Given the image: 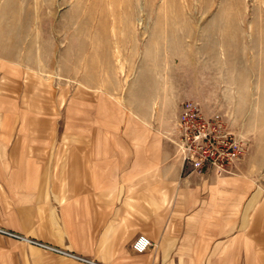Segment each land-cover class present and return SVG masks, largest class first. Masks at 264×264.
I'll return each instance as SVG.
<instances>
[{
  "label": "crops",
  "instance_id": "crops-1",
  "mask_svg": "<svg viewBox=\"0 0 264 264\" xmlns=\"http://www.w3.org/2000/svg\"><path fill=\"white\" fill-rule=\"evenodd\" d=\"M25 74L0 56V228L103 264H264V163L184 173L171 103L87 87L55 115L17 93ZM0 264L88 263L0 233Z\"/></svg>",
  "mask_w": 264,
  "mask_h": 264
},
{
  "label": "rangeland",
  "instance_id": "rangeland-1",
  "mask_svg": "<svg viewBox=\"0 0 264 264\" xmlns=\"http://www.w3.org/2000/svg\"><path fill=\"white\" fill-rule=\"evenodd\" d=\"M0 56L23 64L35 109L87 87L176 114L199 102L230 111L264 163V0H0Z\"/></svg>",
  "mask_w": 264,
  "mask_h": 264
},
{
  "label": "built area",
  "instance_id": "built-area-1",
  "mask_svg": "<svg viewBox=\"0 0 264 264\" xmlns=\"http://www.w3.org/2000/svg\"><path fill=\"white\" fill-rule=\"evenodd\" d=\"M233 121L228 111H207L199 102L183 103L169 139L182 159L184 173L213 171L217 175H225L234 172L237 163L248 154L251 138L242 128L233 125ZM0 233L47 252L63 254L88 264H103L3 228H0ZM150 245V239L140 235L133 248L144 252Z\"/></svg>",
  "mask_w": 264,
  "mask_h": 264
}]
</instances>
